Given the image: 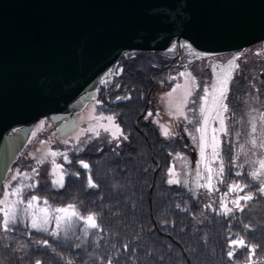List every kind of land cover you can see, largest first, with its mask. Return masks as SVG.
Segmentation results:
<instances>
[{
  "label": "trees",
  "instance_id": "trees-1",
  "mask_svg": "<svg viewBox=\"0 0 264 264\" xmlns=\"http://www.w3.org/2000/svg\"><path fill=\"white\" fill-rule=\"evenodd\" d=\"M257 44L250 47L249 53ZM182 54L179 67H183ZM176 60V49L130 51L121 57L109 69L108 73H113L107 77L110 82H104L105 75L96 89L95 100L101 103L96 104L95 110L99 115H113L128 139L122 140L115 149L116 144L105 136L90 138L80 145L82 151L71 153L73 163L64 167L67 172L79 171V179L66 175L65 188L57 190L42 177L38 188L31 192L35 191L54 206L73 203L82 215L96 213L102 230H91L87 238L78 231L81 239L74 237L57 245L50 236L16 226L18 231L0 232V264H35L37 259L44 264H67L68 260L72 264H104L106 256H112L114 261L119 259L120 264H233L227 257L228 238L237 236L257 246L256 256H264L261 250L264 248V196L255 194L257 184L250 177L245 175L239 179L241 183L253 185L254 199L247 204L241 201L243 211L233 208L227 218L205 208L213 203L219 209L218 194L210 200L205 190L193 195L190 182L189 187L169 186L166 182L167 169L174 157H178L176 154L188 157L189 142L186 136L162 137L158 125L147 114L156 109L155 95ZM239 65L230 83V110H234L230 116L252 98L264 111V56L253 62H244L242 58ZM118 96L131 99L117 100ZM232 135L222 145L226 172L240 170L247 174L252 165L245 163L243 169H236L230 164L234 148ZM78 160L89 163L90 169L80 167ZM14 163L15 160L10 166ZM88 174L99 184L98 189L87 188ZM226 180L230 184L237 177L227 176ZM220 187L221 191H227L226 185ZM245 224L249 225L248 229L244 228ZM41 238L48 239L56 251L37 248L35 242ZM124 244L136 248L131 259L123 252ZM146 251H153L154 255L146 256ZM117 253L121 255L117 257ZM237 255L235 264H240L248 255L247 250L239 248Z\"/></svg>",
  "mask_w": 264,
  "mask_h": 264
},
{
  "label": "water",
  "instance_id": "water-1",
  "mask_svg": "<svg viewBox=\"0 0 264 264\" xmlns=\"http://www.w3.org/2000/svg\"><path fill=\"white\" fill-rule=\"evenodd\" d=\"M264 40V0H0V178L42 118L58 137L130 51L229 53Z\"/></svg>",
  "mask_w": 264,
  "mask_h": 264
},
{
  "label": "snow or ice",
  "instance_id": "snow-or-ice-1",
  "mask_svg": "<svg viewBox=\"0 0 264 264\" xmlns=\"http://www.w3.org/2000/svg\"><path fill=\"white\" fill-rule=\"evenodd\" d=\"M181 47H187L182 45ZM188 51L197 59H204L206 55L211 54H201L192 48H188ZM259 54V53H257ZM240 60V56L237 55L233 59L229 60L227 64H212L211 71L213 74L212 82L202 88V94L198 91L200 89V84L197 80L193 78L190 85L187 86L186 91L183 96V100L171 105L172 111L169 113L172 119H183L187 123H193V119H196L195 132L198 134V156L199 159L196 161L195 165V181L194 187L189 190L196 194L199 189L206 190V194L210 200H214V194L221 193V185H226L227 191L223 192L220 196L219 209L216 210L213 203L205 205V208L212 209L215 211L216 215H223L225 218L229 217L233 213V208H239L243 211V206L241 201L247 204L248 201L254 199V193L251 191L252 184L241 183V177L247 175L250 177L251 181L257 184V190L255 194L264 196V111H258L256 115L249 114V124L250 131L245 135L244 143L239 145L240 152L233 157L230 164L233 168L243 169L244 164L247 163L252 165L253 168L250 172L245 174L243 171L237 170L233 172H226V165L223 154V143L227 142V138L235 133V136L239 138L241 132L236 131L233 127L235 123V117L230 116V104L229 93H230V83L234 79V73L239 69L240 65L237 61ZM219 69V73H217ZM122 72V69H119ZM113 73L106 74L104 82L108 81L107 77L111 76ZM188 73L181 71L179 73L180 77L187 76ZM170 79L175 80L176 77L173 76ZM119 87V85H117ZM181 87L176 85L171 89L168 96H171L177 88ZM259 91V90H257ZM195 93L196 98L189 100L193 97ZM120 99H131V97H117ZM100 104V101H96ZM191 103L194 107L188 108V111L193 113V117H189L185 111L187 105ZM254 111H256L254 109ZM153 114L149 112L148 117ZM97 120H107L108 124L112 126L110 129L107 125L99 124L98 127L102 128L104 132L111 135V140L117 141L115 149L120 147L119 141L121 138L127 140L128 136L124 134L122 128L119 124L115 123V117L113 115L104 116L103 114L97 117ZM153 123L157 121L153 120ZM161 129V134L166 139L174 137V133L166 125H159ZM114 129V131L112 130ZM93 135L96 137L100 136V132L96 129H90ZM188 135L192 136V133L185 128ZM223 138V139H222ZM194 141L197 137L193 136ZM69 149L76 148L79 145V138L77 139L76 145L71 144L66 141ZM250 145V149L246 146ZM114 149V151H115ZM82 148L77 149L82 151ZM231 150V149H230ZM257 150L260 152V158L258 160H252V156L257 155ZM244 156V162L238 163L237 160L240 155ZM49 155L53 158L57 157L58 153L56 151H51ZM64 164L70 165L73 161L70 159L67 153H62ZM169 155H172L171 153ZM179 157V154H176ZM184 159L186 158L179 157ZM41 163V161H37ZM77 163L85 170L90 169L89 163L78 160ZM258 164V168L255 165ZM59 171V179H52L53 187L57 190L65 188V176H75L77 179L80 178L81 173L76 171L74 173L65 171L63 165L53 163V168L50 170V174L55 177L56 172ZM38 169L33 168L31 175L29 173L21 172L17 169L16 173L12 175V180L7 184L3 185V196L0 198V232L5 234L11 233L14 230H19L16 226L20 223H25V227L29 231H35L44 234V236H50L56 242L57 245L63 242H70L74 237L76 239H81L78 235V229L82 233L83 238H87L91 230H102L100 224L98 223V215L96 213H89L87 215H82L78 210V206L73 203H69L64 206H54L49 203L46 198L40 197L38 194L34 193L30 198H24V192L26 189L36 190L38 188V181H33L32 183H18L15 187L12 185V181H16L17 177L21 180H32L33 176H38ZM168 179L167 184L169 186L177 185L182 187H189L188 179H181L180 175L174 170V166H169L168 168ZM234 175L237 180L232 183H227L226 177ZM3 183V178H0V184ZM87 188L96 190L99 188V184L94 181L91 174L87 176ZM247 190V191H246ZM240 193H244L241 195ZM233 194H235L233 196ZM233 196L229 201L228 197ZM229 202L233 207H229ZM43 206H39V205ZM179 207V205H177ZM245 229L249 228V225H244ZM139 236V234H137ZM37 248H51L53 252L56 251L53 245L50 244L49 240L46 238H41L36 242ZM76 247H80L79 244ZM116 247V245H113ZM256 245L248 244L243 238L237 236L236 238H228V251L227 257L229 261L235 264L238 259L237 251L239 248H245L247 250V260L245 264H256L254 257L256 254ZM123 252L129 254V259L136 253V248L130 244L122 245ZM264 251V248L261 249ZM121 253H117L119 257ZM146 256L154 255L153 251H146ZM104 264H120L119 259L113 260L112 256L103 257ZM35 264H44L43 260L37 259ZM67 264H72L71 260L67 261Z\"/></svg>",
  "mask_w": 264,
  "mask_h": 264
},
{
  "label": "rangeland",
  "instance_id": "rangeland-1",
  "mask_svg": "<svg viewBox=\"0 0 264 264\" xmlns=\"http://www.w3.org/2000/svg\"><path fill=\"white\" fill-rule=\"evenodd\" d=\"M253 45L246 47L245 52L242 51H236V52H229V53H201V54H211L206 55L204 59H197L194 56L191 55V53L188 51V49H181L180 54H182L183 51V67H179V60H176V63L173 65L172 69L167 71L163 77L162 82V88L159 90V92L155 95V106L156 109L152 112L153 115L152 121L155 120L158 125L160 134L161 129L159 125L163 124L169 127V129L176 135V136H186L187 140L189 142L190 152H186L187 156H179L186 158V162L184 159H180L179 157H174L173 162L170 164L171 166H174V170L176 173L180 175L181 179H188V181L191 183V186L194 187V181H195V165L196 161L199 159L198 156V134L195 132V126H196V119L198 117L193 119V123H187L182 118L179 120L172 119L169 115V113L172 111L171 105L176 104L183 100L184 93L186 91V88L188 85H190L191 80L195 78L200 84V89L198 90L200 94H202V88L203 86H206L212 82L213 74L211 71V65L212 64H227V62L233 57L239 55L240 60L243 58L244 62H253L258 58H261L264 56V41L259 42V45L257 44V48L253 49L251 53L250 47ZM171 50H175L176 48L173 46L170 48ZM244 52V53H243ZM259 53V54H257ZM179 54V56H180ZM243 54V56H242ZM185 57V58H184ZM239 60V61H240ZM239 61L237 63L239 64ZM181 71L187 72L188 75L185 77H180L179 73ZM219 69H217V73H219ZM175 76L176 79L172 80L171 77ZM176 85H180L181 87L177 88L175 92L172 93L171 96H168L167 93L171 91L173 87ZM195 93L193 97H190L189 100L195 99ZM96 101L92 100L89 102L84 109H82L80 112L76 114V120L78 121L77 128L68 134L66 137H58L56 132V126L57 124H53L50 122L48 118H42L38 122L35 123L30 136L20 151V154L15 159V163L9 167L4 179L3 183L0 184V198H2L4 192H3V185L7 184L9 181L12 180V175L16 173L17 169H19L21 172L29 173L31 175V171L33 168L38 169V176H33L32 180H21L20 177H17L16 181H12L13 187H15L18 183H32L33 181H39L40 178H46L49 184L53 187L52 179H59V171L56 172L55 177H53L50 174V170L53 168V163H57L60 165L64 164L63 155L62 153H67L70 157L71 153L77 151L78 148H80V145L84 143L85 141L89 140L92 137H95L93 135V132L90 129H96L100 132V136H105L108 141L111 140V135L109 133H106L103 131L102 128H99V124L107 125L110 129L112 128L111 125L108 124L107 120H97V117L99 114L96 113ZM194 106L189 103L185 109L187 115L189 117H193V113L188 111V108H193ZM254 109L256 111H254ZM258 111H262L261 106L258 104V101L256 99H247L244 101L241 105V108L239 111L236 112L235 115V123L234 128L236 131L241 132V136L237 138L235 136V133H233L231 139L234 141V148L231 153V158L233 159L234 156H236L237 153L240 152L239 145L241 143H244L245 135L248 131H250V124H249V114L256 115ZM149 113V112H148ZM108 116V115H104ZM148 117V116H147ZM115 123L116 120H115ZM185 128L188 129L192 133V136L188 135V133L185 131ZM114 131V129H112ZM162 136V134H161ZM193 136L197 137L196 141H194ZM164 137V136H162ZM79 138V145H77L76 148L69 149L68 145H66V141L70 142L73 145H76L77 139ZM123 139L119 141L121 143ZM113 143H117V141L112 140ZM250 149V145L246 146ZM51 151H56L58 153L57 157L53 158L49 155ZM191 156V157H190ZM260 158V152L257 150V155L252 156V160H258ZM240 160L244 161V156L241 154L239 156ZM37 161H41V163H37ZM30 165V166H29ZM28 166L24 169V167ZM255 167L258 168V164L255 165ZM169 168V167H168ZM168 172V169H167ZM167 175V179H168ZM54 188V187H53ZM204 189H199L196 192L202 191ZM206 191V190H205ZM32 190L26 189L24 192V198H30V196L33 194L31 193ZM223 192L221 191L220 194L216 197V203L219 205L220 196ZM205 193V192H204ZM242 195V194H241ZM233 198V196L228 197V200L230 201ZM50 203V202H49ZM51 204V203H50ZM52 205V204H51ZM232 205L229 202V207ZM39 206H43L42 204ZM17 226L25 227V223H20ZM79 231V229H78ZM247 260V256L244 258L243 262L240 264H245ZM254 261L256 264H264V256H255Z\"/></svg>",
  "mask_w": 264,
  "mask_h": 264
},
{
  "label": "flooded vegetation",
  "instance_id": "flooded-vegetation-1",
  "mask_svg": "<svg viewBox=\"0 0 264 264\" xmlns=\"http://www.w3.org/2000/svg\"><path fill=\"white\" fill-rule=\"evenodd\" d=\"M182 49H188L187 47H182Z\"/></svg>",
  "mask_w": 264,
  "mask_h": 264
}]
</instances>
